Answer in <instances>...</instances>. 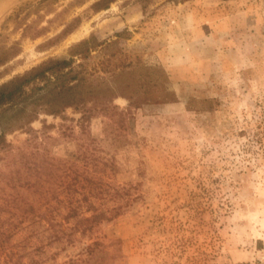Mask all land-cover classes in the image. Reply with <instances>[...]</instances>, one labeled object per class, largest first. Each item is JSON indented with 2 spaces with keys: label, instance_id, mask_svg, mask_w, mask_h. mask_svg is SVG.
<instances>
[{
  "label": "rangeland",
  "instance_id": "1",
  "mask_svg": "<svg viewBox=\"0 0 264 264\" xmlns=\"http://www.w3.org/2000/svg\"><path fill=\"white\" fill-rule=\"evenodd\" d=\"M0 0V84L90 35L162 66L178 101L81 124L0 110V264H260L264 0ZM77 19L57 45H41ZM101 218L85 221L93 215Z\"/></svg>",
  "mask_w": 264,
  "mask_h": 264
},
{
  "label": "trees",
  "instance_id": "2",
  "mask_svg": "<svg viewBox=\"0 0 264 264\" xmlns=\"http://www.w3.org/2000/svg\"><path fill=\"white\" fill-rule=\"evenodd\" d=\"M116 0H101L94 4L95 11L107 9ZM77 19L63 31L41 45L47 49L57 45L72 33ZM127 31L116 33L112 39L100 41L90 35L73 45L65 57H50L23 74L0 84V110L21 106L23 115L18 119L19 129L30 130L40 115L63 117L68 109L81 115L83 125L99 115L113 116L114 101L124 98L127 110L151 105L175 103L177 95L171 88L165 69L146 62L139 55H130L120 46L128 39ZM0 50V66L10 60ZM5 132L0 135L4 139ZM93 215L85 221L101 218ZM82 264H108L107 251L98 241L87 245Z\"/></svg>",
  "mask_w": 264,
  "mask_h": 264
},
{
  "label": "built area",
  "instance_id": "3",
  "mask_svg": "<svg viewBox=\"0 0 264 264\" xmlns=\"http://www.w3.org/2000/svg\"><path fill=\"white\" fill-rule=\"evenodd\" d=\"M260 264H264V259H260Z\"/></svg>",
  "mask_w": 264,
  "mask_h": 264
}]
</instances>
